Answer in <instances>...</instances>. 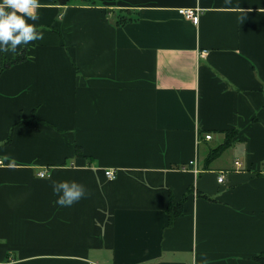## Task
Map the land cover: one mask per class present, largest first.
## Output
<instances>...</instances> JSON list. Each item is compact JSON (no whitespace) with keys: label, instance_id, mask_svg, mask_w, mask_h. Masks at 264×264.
<instances>
[{"label":"crops","instance_id":"obj_1","mask_svg":"<svg viewBox=\"0 0 264 264\" xmlns=\"http://www.w3.org/2000/svg\"><path fill=\"white\" fill-rule=\"evenodd\" d=\"M40 4L0 53V264H263L264 0Z\"/></svg>","mask_w":264,"mask_h":264},{"label":"clouds","instance_id":"obj_2","mask_svg":"<svg viewBox=\"0 0 264 264\" xmlns=\"http://www.w3.org/2000/svg\"><path fill=\"white\" fill-rule=\"evenodd\" d=\"M40 0H0V53L16 52L18 46L43 39V33L34 24L40 17ZM56 204L71 206L87 195L85 186L75 180H51ZM200 264H208L202 259Z\"/></svg>","mask_w":264,"mask_h":264},{"label":"trees","instance_id":"obj_3","mask_svg":"<svg viewBox=\"0 0 264 264\" xmlns=\"http://www.w3.org/2000/svg\"><path fill=\"white\" fill-rule=\"evenodd\" d=\"M131 8H125V13L122 14H118L116 13L115 17V22L116 24H123L126 23L129 20H132L134 18H136L135 15L132 14ZM110 10V8L108 9ZM124 10V9H123ZM22 58V55H18V57L14 58L13 61L16 60H20ZM11 60L9 59H4L2 61V66L0 67L1 69L5 68L6 66H8L10 64ZM35 115V114H34ZM33 114L29 117V118H25L23 119L21 122H37V118L34 116ZM231 140L230 138H227L226 140H224L222 143H220L219 145H217L215 148H213L211 150V152L209 153V155L207 156L208 160L213 159L215 156H217L224 147L228 146L230 144ZM185 197V196H184ZM183 200L181 201H172V199L170 200L169 206H168V211L169 214L171 216V218H174L177 215H180L183 212V206H182ZM256 258L262 262L264 264V251L260 252Z\"/></svg>","mask_w":264,"mask_h":264},{"label":"built area","instance_id":"obj_4","mask_svg":"<svg viewBox=\"0 0 264 264\" xmlns=\"http://www.w3.org/2000/svg\"><path fill=\"white\" fill-rule=\"evenodd\" d=\"M179 12L181 14H183L184 16L188 17V18H191L193 21L197 22L198 19H199V15H198V9H195V8H191V7H180L179 8ZM203 53L205 54L206 53V50L203 51ZM206 138H211L212 137V134L211 133H206ZM3 163V160L0 159V164ZM237 164H240V161L237 160L236 161ZM190 164H193L194 165V168L195 170L197 171V167H196V160L193 159V160H190ZM48 173V171L46 169H42L38 172V175L40 176H45L46 174ZM106 175L110 178V179H114L116 177V170L114 168H108L106 169L105 171ZM218 179L220 181H222L224 179V175L221 174ZM88 264H96L92 261H90Z\"/></svg>","mask_w":264,"mask_h":264}]
</instances>
